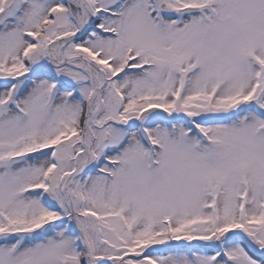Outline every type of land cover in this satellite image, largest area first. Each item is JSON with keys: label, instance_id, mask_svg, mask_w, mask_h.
Listing matches in <instances>:
<instances>
[{"label": "snow or ice", "instance_id": "6c2138e0", "mask_svg": "<svg viewBox=\"0 0 264 264\" xmlns=\"http://www.w3.org/2000/svg\"><path fill=\"white\" fill-rule=\"evenodd\" d=\"M0 264H264V0H0Z\"/></svg>", "mask_w": 264, "mask_h": 264}]
</instances>
